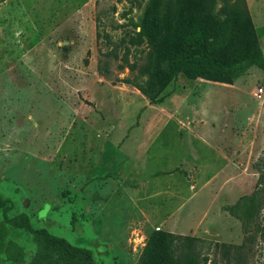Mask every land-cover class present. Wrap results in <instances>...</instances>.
Returning <instances> with one entry per match:
<instances>
[{
	"label": "rangeland",
	"instance_id": "374dc122",
	"mask_svg": "<svg viewBox=\"0 0 264 264\" xmlns=\"http://www.w3.org/2000/svg\"><path fill=\"white\" fill-rule=\"evenodd\" d=\"M223 1L209 2L215 20ZM245 2L264 59V0ZM177 3L0 0L5 214L25 213L95 264H145L156 250L165 264H264V68L230 85L177 74L157 91L141 25L165 67ZM6 236L27 262L30 236Z\"/></svg>",
	"mask_w": 264,
	"mask_h": 264
},
{
	"label": "trees",
	"instance_id": "16d2710c",
	"mask_svg": "<svg viewBox=\"0 0 264 264\" xmlns=\"http://www.w3.org/2000/svg\"><path fill=\"white\" fill-rule=\"evenodd\" d=\"M210 1L178 0V41L168 54L165 67L158 66L160 47L157 38L142 23L141 32L153 48L150 78L157 84V91L162 90L177 74L187 79L232 84L250 67L264 68L263 55L245 0H224L220 7L223 15L219 20L212 15ZM147 96L150 102L159 103L162 100V96L156 98L148 92ZM263 175L262 172L258 175L256 187ZM249 203L252 204V196ZM10 209L11 202L0 195V264H95L87 248L72 245L45 228L32 227L23 212L6 216L5 212ZM8 226L30 236L34 251L27 262L24 261L23 248L7 238ZM157 235L166 237L163 233ZM169 237L175 240L179 235L170 234ZM176 262L184 264L180 257ZM145 264H165V259L156 250Z\"/></svg>",
	"mask_w": 264,
	"mask_h": 264
},
{
	"label": "built area",
	"instance_id": "2783aa9c",
	"mask_svg": "<svg viewBox=\"0 0 264 264\" xmlns=\"http://www.w3.org/2000/svg\"><path fill=\"white\" fill-rule=\"evenodd\" d=\"M254 95L259 97L264 95V84L255 87Z\"/></svg>",
	"mask_w": 264,
	"mask_h": 264
},
{
	"label": "crops",
	"instance_id": "0c3cea01",
	"mask_svg": "<svg viewBox=\"0 0 264 264\" xmlns=\"http://www.w3.org/2000/svg\"><path fill=\"white\" fill-rule=\"evenodd\" d=\"M247 5H248V2H247ZM241 76H242V75H241ZM241 76H240V77H241ZM203 80H204V79H203ZM209 82H210V81H209ZM211 82H213V81H211ZM223 84H226V83H223ZM227 85H230V84H227ZM109 151H110V150H109ZM105 152H106V151H105ZM105 152L102 153L101 164H102V163L105 164V162L102 161V159H103V155H104ZM115 152H117V153L120 155V153H119L117 150H115ZM122 161H123V160H122ZM122 161H120V162H122ZM113 162H119V161L114 160ZM113 164H114V163H113ZM96 170H98V169L96 168L94 171H96ZM90 172H91V171H89V173H90ZM87 173H88V172H87Z\"/></svg>",
	"mask_w": 264,
	"mask_h": 264
}]
</instances>
